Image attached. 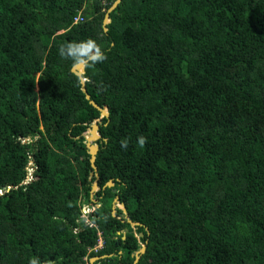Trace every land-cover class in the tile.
Returning a JSON list of instances; mask_svg holds the SVG:
<instances>
[{
    "label": "trees",
    "instance_id": "16d2710c",
    "mask_svg": "<svg viewBox=\"0 0 264 264\" xmlns=\"http://www.w3.org/2000/svg\"><path fill=\"white\" fill-rule=\"evenodd\" d=\"M114 2L0 0V264H264V0Z\"/></svg>",
    "mask_w": 264,
    "mask_h": 264
},
{
    "label": "water",
    "instance_id": "95a60500",
    "mask_svg": "<svg viewBox=\"0 0 264 264\" xmlns=\"http://www.w3.org/2000/svg\"><path fill=\"white\" fill-rule=\"evenodd\" d=\"M120 2H121V0H116L111 5V7L106 11V14H105L104 20H103V28H104L105 32H107L106 25L110 23V17H109L110 13L115 10V8L120 4ZM85 66L86 65L83 63H77L71 68V72L79 78V81L81 84V91L83 92L85 99L89 102V104L93 108L97 109L100 112L101 118H108L109 113H108L107 107L103 106L101 108L100 106H98V104H96L93 100H91L89 94L87 93V90L85 88L86 79L83 77V75L85 73ZM100 122H101L100 119L93 121L92 124L90 125V128H88L87 131L85 133H83V135H82L83 138L85 139V145H86V148L88 150V154L90 156V159H89L90 165H91L93 171L95 172L94 173L95 174L94 175L95 181L92 185V190H94L96 188H97V190H99L98 183H97L99 180V177L96 173V167H95V158H96V155L99 151V145H97L96 142L98 141L101 143V142L106 141L105 139L101 138V136L98 132ZM91 175H93V174H91ZM111 186H113L112 181H108L105 185V187H111ZM90 196H92V191H90ZM118 205H120L122 208L121 210L123 212L124 219L131 225L132 228L140 225L139 223H134V222L130 221L124 205L119 203L117 197L114 199L113 204H112V215L113 216H115V211H116V208L118 207ZM139 236L142 237L143 234L140 233ZM145 249H146V244L144 243L141 245V248L135 253L133 264H136L138 262L139 256L145 252ZM107 257H110V255L102 256V258H107ZM92 260H98V258L95 257V258L91 259V261Z\"/></svg>",
    "mask_w": 264,
    "mask_h": 264
},
{
    "label": "clouds",
    "instance_id": "9594fccd",
    "mask_svg": "<svg viewBox=\"0 0 264 264\" xmlns=\"http://www.w3.org/2000/svg\"><path fill=\"white\" fill-rule=\"evenodd\" d=\"M58 52L62 58L70 59L74 63H83L92 67L105 61L107 58L104 51L92 38L63 44L58 49ZM137 143L140 147H144L147 143L146 137L143 135L138 136ZM120 145L122 149L126 150L128 147V138L121 139ZM29 264H41V261L38 257H33L29 260ZM44 264H51V261L44 262Z\"/></svg>",
    "mask_w": 264,
    "mask_h": 264
},
{
    "label": "built area",
    "instance_id": "2783aa9c",
    "mask_svg": "<svg viewBox=\"0 0 264 264\" xmlns=\"http://www.w3.org/2000/svg\"><path fill=\"white\" fill-rule=\"evenodd\" d=\"M114 1H116V0H101V3H102V5H106V4H108L110 2H114ZM77 21H81V18H75V22H77ZM31 180H32V174L29 173L26 177V181H31ZM86 209H88V207L82 208L83 215H85L87 213ZM86 222H87V220H86ZM99 240H101V239H99ZM102 243H103V241H102ZM101 248H102V245L99 244L98 246H96L94 251L96 252V251L100 250Z\"/></svg>",
    "mask_w": 264,
    "mask_h": 264
},
{
    "label": "rangeland",
    "instance_id": "374dc122",
    "mask_svg": "<svg viewBox=\"0 0 264 264\" xmlns=\"http://www.w3.org/2000/svg\"><path fill=\"white\" fill-rule=\"evenodd\" d=\"M107 26V25H106ZM92 185H93V183H92ZM112 187V186H111ZM91 191H92V196L91 197H93L94 196V194H95V192H97V188L96 189H94V190H92V187H91ZM92 201L94 202V203H97V201H96V199H92ZM99 206L96 204L95 206H93V208H88V209H86V214H85V216H87V215H89V214H91L96 208H98ZM118 208H120V209H122L121 208V206L120 205H118ZM103 245V243H102V240H99L98 241V245ZM97 245V246H98ZM91 259H93V258H91ZM91 259L89 260V263L90 264H94V262L95 261H97V260H92L91 261Z\"/></svg>",
    "mask_w": 264,
    "mask_h": 264
},
{
    "label": "flooded vegetation",
    "instance_id": "af4514ba",
    "mask_svg": "<svg viewBox=\"0 0 264 264\" xmlns=\"http://www.w3.org/2000/svg\"><path fill=\"white\" fill-rule=\"evenodd\" d=\"M96 144H97V145H99V144H100V142H98V141H97V142H96ZM118 209H119V208H118ZM122 217L124 218V215H123V213H122Z\"/></svg>",
    "mask_w": 264,
    "mask_h": 264
},
{
    "label": "crops",
    "instance_id": "0c3cea01",
    "mask_svg": "<svg viewBox=\"0 0 264 264\" xmlns=\"http://www.w3.org/2000/svg\"><path fill=\"white\" fill-rule=\"evenodd\" d=\"M118 208V207H117Z\"/></svg>",
    "mask_w": 264,
    "mask_h": 264
}]
</instances>
